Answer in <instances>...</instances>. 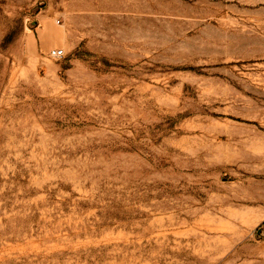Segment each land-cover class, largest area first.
I'll return each mask as SVG.
<instances>
[{
    "label": "rangeland",
    "instance_id": "374dc122",
    "mask_svg": "<svg viewBox=\"0 0 264 264\" xmlns=\"http://www.w3.org/2000/svg\"><path fill=\"white\" fill-rule=\"evenodd\" d=\"M0 264H264V0H0Z\"/></svg>",
    "mask_w": 264,
    "mask_h": 264
},
{
    "label": "built area",
    "instance_id": "2783aa9c",
    "mask_svg": "<svg viewBox=\"0 0 264 264\" xmlns=\"http://www.w3.org/2000/svg\"><path fill=\"white\" fill-rule=\"evenodd\" d=\"M52 58L58 59L64 56V51L62 49H53L49 54Z\"/></svg>",
    "mask_w": 264,
    "mask_h": 264
}]
</instances>
